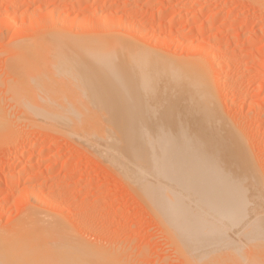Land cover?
<instances>
[{"label": "rangeland", "instance_id": "rangeland-1", "mask_svg": "<svg viewBox=\"0 0 264 264\" xmlns=\"http://www.w3.org/2000/svg\"><path fill=\"white\" fill-rule=\"evenodd\" d=\"M73 20L75 24H73ZM82 20L84 23L82 22ZM90 21L92 23H90ZM124 24L129 27H127L126 25L124 26ZM52 28H54V30ZM52 30L54 32H58L52 35ZM131 30H133L134 32ZM249 31H253L255 33V36L252 39H247L243 34V32ZM59 32L60 34H58ZM217 33H222L223 37L218 39ZM69 34L71 36H69ZM46 36L47 38H49H46V40L50 44H53L55 42L62 44L64 40H66V42L63 43L65 44V46L60 45L64 48V50L67 49L65 52L62 50L65 53L64 54L62 52L64 54V57L61 56L62 53L60 49H58L60 47L54 48V51L58 49V51H56L57 53L53 51L54 54L57 55V57L53 56L54 54L53 52H51L52 50L50 51V54L52 53L53 55L48 54L46 51H42L50 50V45L48 49V42L44 38ZM120 37H123L124 40L126 39L127 42L124 43L137 44L141 42L140 44H142L144 47H148V49L150 50H157V52L160 51L162 52L161 54H164L166 56L168 55L169 57L178 59L181 58L182 60L184 59V61H191L189 63H194L196 64V66L200 63L199 66L201 67V70H203V68L205 69L203 70V73L204 75L206 74L205 77H207L209 81H207L206 84L211 88L209 90H212L211 93H208L209 91L207 90V93H205L207 95L211 94L212 97L214 95V100L220 102H216V104L212 98L213 101H209L211 104L208 105L209 103L202 101L203 98L207 95L205 94L203 98H200L201 96L199 94L201 93V95H203V93L200 92L198 94L199 96H195L194 98V100L197 98V102L191 99L193 105L190 103V100L185 99V102L188 100L187 104L182 101V105H184L182 106L180 103L181 101H179L177 105L172 106L173 109L175 107L176 109H168L167 107V112L164 111L165 114H163V111L161 109H163L165 107L164 105L167 103L162 102V104L164 103L163 105L161 104L163 108H161V102L159 104H155L154 100L158 102V99L164 95L161 91V87L157 88V91L155 90V92H158L159 89V91L162 93V96L160 97V93L158 92L159 98L156 100L157 93H153L154 95H156V97L152 96L154 98L153 102L150 104L152 105V112L150 110L149 111L151 113L149 111H146L144 112V116L145 114L149 113L150 117L155 118L154 116H156V114L161 110V113H159L160 116L161 114L162 116L166 115V113L167 116L171 115L169 116V121L172 120V125L171 122L169 124L168 120L165 122L157 117L159 115L158 114L156 118L159 119L155 118V120H159L158 125L160 126V123L163 122V124L166 123V126L164 125L163 128V124L161 123L162 129H158L156 125H153L157 129H153L152 127V129L155 131L154 132L152 130V134H154L155 137L153 138L155 139L153 143L156 144L154 145L157 147L158 153H160V140L168 137V134H170L169 136H172L179 140H182V137L185 138V136L186 138H188V136L184 134L185 129L188 131V135H190L189 127L196 122V125L193 124V127L195 128H192V126V129L190 128V130L193 131L191 136L195 135V132H197L195 137H199V135L203 133V136L201 137L200 135L199 139H201L202 141L204 140L203 142H206L205 144L210 141H215L213 143H216L215 147L218 149L211 150H215L216 152H214L216 154L218 153L219 156H221V154L223 156L225 152H227L226 150L222 152L226 145V149L227 147L231 150L233 149L232 152L230 150L229 153H233L235 148L238 149L240 153L242 152L240 155L241 158L237 159V167L234 166L233 162L232 167V165L227 164L228 160H230L231 158V154L229 155V153H227L230 158L227 157L228 155L226 156V154L225 156L227 158L225 156H221L218 158V155L216 154H211L213 158L208 157L206 152H211L209 148L207 149L209 145L207 144L204 146L208 151L205 150V152H202L203 149L201 150L202 147L200 146V144H203V142L199 141L198 137H196L197 139H194L193 137L189 136L190 139L192 138V140L189 139L191 142L190 150L193 143V147L196 146L195 149H198L197 153H204V159L207 162H209L208 160H210V164H207L206 161V163L204 162L206 167L207 165H209L208 169L210 171L212 170V168L210 167L212 165H216L212 162L217 158L219 159L218 161L223 158V161H220V163L223 162L222 164L227 165V167L224 168V165L220 163H218L219 165L217 164L219 168L220 166H222V168L220 169H222L223 172H220L222 170L219 171L218 168H213V172L214 169L216 171L218 170L216 177L215 175L213 177L214 181L216 180L217 175L218 180L224 177V174L221 176L219 175L220 173L222 174L224 172H227L225 174L227 175L231 172H233L234 174V172L236 171H238L236 173L245 171L243 172V174H238V177L244 175L243 177H245L247 180L241 177V179H238L237 181L238 177H236L235 183L237 181V187L239 188L241 187V184L240 186L238 185L239 181L242 182L243 180L242 184L245 183L248 185H246V187L244 188L242 187L243 190L240 188L241 192L243 191L242 193L239 194L240 191L238 190V192H235L240 195V197L237 196L238 199L241 198L243 193H245L244 195L246 197H244L248 201H251L254 207L250 202L248 203L247 201L246 203L241 204V202L239 201L246 200H244L243 196L241 198L242 200H238V204L242 205L244 209H247V211L242 210L244 212H247V215L250 214V216H252L254 213L258 212L259 214L264 215V211L262 213V210H264V182L262 183V185L261 182H259L261 178H263L264 180V0H0V122L2 121L0 123V229H3L0 230V235L6 236V234L9 235L16 232V226H18L17 228H19V226H21L19 224H23L29 218V215H32V213L35 212L39 217L42 215L41 217H48L50 219L58 218L56 219L57 221L61 220V222H59L61 223L60 226L65 225L66 227L64 226L62 228L64 230H69V232H67L66 230L68 234L70 233V231L72 234H74V240L71 238L72 241H75L78 238V243L76 241V244H79L78 247H84L83 250L85 249V247H87V255L85 253L84 256H87V264L89 262L88 256L89 259H93L94 256L98 255L97 252H99V257L96 256L97 259H101L102 257V260H107L102 263L103 261H100L98 259V263H96L97 259H94L96 260V262L94 260H91V264H189L190 261L195 262L194 264H202L203 262H206L204 264H207V262L209 261L215 263L219 251H224V249H222L223 243L221 244L219 242L220 240L215 239L216 241H218V244H221V248L218 249L217 253V248H219L220 245L219 247H212L213 249H216V251L214 250L215 253L214 251H211L210 254L212 252L214 254H212V256H210L209 258V252L207 253L208 256L206 255L207 257L203 255L206 254L205 252L203 254H200L202 253L200 250L203 251L202 247H206L208 246L207 244L210 243H206L205 245H203L205 241V239L203 241V238L205 236L203 237L201 236L202 234H199L202 231L201 229L199 231V228L196 227L198 229V232L195 227H193L195 228V230L193 228H191V230L190 228H186V230L183 229L188 223L185 219L187 217L184 215L183 211L186 205H183V208L181 207L182 210H180V208L178 207V210L181 214L180 216L184 215V218L178 216L177 218L179 220L175 218L177 220L175 221V219L171 215V211L172 214L174 213V211L170 210L169 205L173 206V204H175V206L171 207V209L177 208L176 206L179 205V201L183 200L181 201L183 203L184 199H188L189 194H191L192 192H185V195L183 192L187 190H179L178 188L181 189V187L177 186V184L175 185L174 181L172 182L171 180L169 181L168 179L164 178H162V181L157 177L155 178L159 181H157L155 178H152L154 176H143V179H138L142 176H140L141 174H139L138 171L136 172V161L133 165L132 160L134 161V158L133 154H131L134 150V148L133 150L131 149L134 146V133L131 132L135 131L134 103L136 98H134L135 95L133 92H135L136 85L134 81L132 82V80H135L133 77L134 75L132 74V72L135 73V70L131 71V66L128 67L129 65H124L123 63L124 52H122V46L120 45V48L117 46L118 44H121V42H119ZM148 37L151 39H149ZM43 38L45 41L43 40L44 42H42L47 46L45 44L43 45H45L46 47L42 45L41 46L46 49H43L40 46V44H42L41 40ZM55 38L58 39L55 40ZM70 40L72 41L70 42ZM112 40L113 44H111L110 42ZM115 40L116 43L114 44ZM37 41L40 44H38ZM101 43H105V45H102L103 48H100V46L98 47L97 45ZM26 44H29V46H27L29 47V49H31L30 51L28 48L26 49ZM31 44L37 46H31ZM70 45H72V48ZM37 47L40 52L42 51L41 54L37 53L38 50H35V48L37 49ZM32 49L35 51L34 53L31 52L33 51ZM24 52H26L27 55ZM30 52L33 54H31ZM35 53H37V57H35ZM42 53H47L48 56H51V59L47 60V58L45 57L48 56L44 57ZM66 53L67 56H65ZM92 53H94L100 61H98L97 59L93 60V58L91 59V56L94 55H92ZM119 55L123 58H120ZM26 56L28 59L26 58ZM38 56L42 57L44 60L42 58H38ZM83 56L85 58H81ZM96 56H94V58ZM66 57H68V60L66 59ZM30 58L31 62L33 63L30 67L25 66L24 64L23 67H20V65L22 64H17L21 63L20 61H22L23 59H25V62L27 60L29 61ZM33 58L40 59L37 61H41V63L37 64L38 62H36V60V63L33 62ZM28 61L27 63H31ZM131 69H133V67H131ZM118 81H120L122 85H120ZM114 83H116V85ZM120 86L121 88H119ZM122 89H124L125 92ZM94 91L96 92V94ZM118 92L121 93L117 95ZM126 95L130 97L131 101L127 99L128 97H126ZM208 96L211 99V96ZM162 98L161 101H163ZM198 99H202L200 100L202 101V104ZM189 103L190 105H188ZM196 103H199V105L202 106L201 110L200 106H198V108L196 107ZM203 104L204 111L206 108L209 109L208 107L210 106V108L212 107V109H214V113H211L212 109H209L210 112L206 111V114H204V112H202ZM215 104L218 105L219 108H214V106H216ZM154 105L157 106V109H161L156 112L157 109L153 110ZM185 105L190 106V108L194 106L191 109L194 112L195 108L197 111L199 109L198 112L201 111L202 115L200 113H197V111L195 113L192 112L193 115L192 113L191 115H189L190 113L186 112H188L190 108L186 107ZM177 106H179V108L182 107V109L184 110H179ZM220 107L222 109H220ZM186 108L188 110L185 112ZM217 108L219 109L220 113L218 112ZM191 109L189 110V112L192 111ZM169 110H172L170 114H168ZM222 110L223 112L221 113ZM223 113L225 115H223ZM195 115H198V117L195 118ZM204 115H206L205 117L208 118L206 119ZM149 116L147 114L144 120H149ZM167 116H165V120ZM192 116L194 117V119L192 118ZM202 116L206 120H204ZM219 116L222 118H220ZM36 117L39 119H37ZM187 117L193 119H191V125L189 124L190 119L187 120ZM179 118H184L183 121L185 122H180V120H178ZM194 120L196 121L193 122ZM173 121L174 123H177V121H179L181 124L186 123V125H183L187 126L188 128H183L181 126L184 129V133L182 132L184 135L177 128L179 127V123L175 124V126ZM186 121H188V123ZM157 122L155 124H157ZM167 122L169 127L167 126ZM222 123L223 125L226 124V126H223ZM197 125L200 129L197 127ZM64 127H70L71 130L72 128H74L73 132L70 131L71 133H69V130H66L70 128H65V130ZM74 130L76 131L74 132ZM169 130L171 132H169ZM204 133H207L205 135H207L208 138H211V140L209 139L210 141H206L208 138H203ZM217 135L218 137L223 136L224 139H227L228 137V141L232 143V145H230L228 141L226 142V139H222L223 141H221L225 146L221 148L223 143H221V141L219 140L220 138L218 139L220 142L218 140V142H216V138H218ZM131 136L133 139L131 138ZM94 137H97L95 139H99V141L91 139ZM90 139L94 142H89ZM129 139L131 142L129 141ZM193 139L198 144L200 142V144L194 145ZM211 142L209 143L210 148L214 147L213 145H211L213 144ZM235 142L237 143L235 144ZM239 142L241 144H239ZM93 143H95V145L99 147L101 151H103L101 152L100 150H98V148H96ZM233 143L236 146H234ZM28 144L34 146L31 151L26 150V145ZM103 144L107 147L103 146ZM91 145L95 149L93 147L91 148ZM122 145H128L126 146V148L130 147L129 149L127 148V150L129 151H126V148L122 147ZM155 146H153V148ZM197 146L201 148L199 149L197 148ZM123 148H125V150H122ZM245 148L248 153L244 150ZM195 149L193 148V150ZM115 151L117 153H115ZM125 151L127 153L129 152L128 157L126 155H124L125 157H123L122 153L126 154ZM106 153L107 156H105ZM118 153L120 154V157H118V155L116 156V154ZM244 153L251 159H249V157H247ZM43 156L45 157V159L42 162H37V160ZM205 157L211 159L207 158V160ZM242 157L244 158V160L245 158L249 159L246 160L248 165H246V163H242L244 161L242 160ZM124 159L126 160L125 162ZM226 159L228 160L225 161ZM26 160H30L32 162V166L27 165L24 169H22L15 175H6L7 170L21 165ZM211 160L213 161L211 162ZM250 161L253 164L251 166L252 171L255 170H253V167H256L260 175L252 172L253 177L252 174V178L249 176V173L251 171L249 172L247 170L249 172L248 173L246 171V166H249V164L251 165ZM242 164H244L243 167ZM228 166L232 169L229 170ZM233 168L236 170H234ZM243 168L245 170H243ZM129 170L135 172L136 174H130ZM246 172L248 173V178ZM233 174L231 173L232 177ZM136 175L139 177L137 178ZM256 175L258 177V180L254 179ZM235 176L236 175L234 174V178ZM259 176H261L260 179ZM132 177L135 178L133 179ZM149 177H151L152 179ZM249 177L251 179H249ZM226 178H223V181H227L224 184L227 185L228 180L231 183L234 182L233 178H230L228 180ZM144 179L147 181L145 182ZM153 179L156 181H154ZM148 180L150 181V183L148 182ZM165 180H168L169 183H166ZM251 180L253 181L251 182ZM223 181H220L218 185L223 183ZM161 182L167 184L169 188L168 186H166V188L162 185L161 187L158 186L162 184ZM253 182H255L256 184L257 182H259L260 186L259 184H253ZM226 185H223V187H226ZM228 185L232 187L231 184ZM255 185L258 187H255ZM174 187H176L175 191H173ZM253 187H255V190H253ZM246 188L248 189V191L246 190ZM260 188H262L263 190L260 191L261 195L257 197L260 193ZM171 191L172 194L176 192L175 195L178 194L181 197H185L187 195L188 196L185 198L183 197L184 199H176L179 196H175V200H173V198L171 201L174 202L176 200H179L178 202L176 201L178 205L173 202L172 204L171 201L169 204L168 200L166 199H169L168 194H170ZM177 191H179L181 195ZM225 191L226 190H224L223 192L225 193ZM182 194L184 195L182 196ZM193 195L194 194H192V196ZM190 196L187 200L190 203L186 201V203L184 202L183 204H189V206L191 204L190 208H187L189 211H186L185 209V214L191 213L190 215H187L188 217H191V221L198 222L196 220L198 217L196 216V219L192 220V218L194 217L193 215H196L197 213L200 215L201 213H205L207 215V217L205 215L206 220H210V222L205 221V225L208 222V224L206 225L207 227L210 226L209 228H211L212 226L218 225L216 224L217 220L213 218L214 215H209L210 212H204L202 208H196L197 210L199 209L202 212L196 211L194 212L195 214L192 213L193 211L191 212L190 209L193 205V208L199 206L197 204H194V202L199 197L194 195L196 196V198H194V196L191 198ZM169 197L172 198V196ZM192 199H194V201ZM192 201L193 203H191ZM247 204H250V207H245ZM181 205L182 204H180V206ZM189 206L187 205L186 207ZM35 207L36 209H33ZM239 207L242 208L241 206ZM164 208H166L167 210H165ZM250 208H254L255 211L254 209H251L250 211ZM175 211L176 213H179L177 212V210ZM168 212L171 215L172 219H174L173 223L179 222L177 224H180L181 222H186V225L182 227V223V225L180 224V226L175 224L176 227L179 226L180 229L176 228L177 230H173L172 228H175V225L169 221L171 217H167V215H169ZM176 213H174L173 215H176ZM208 216L210 218H208ZM211 218L213 219V221ZM27 221H29V219ZM211 221L214 223L216 222V225L212 224ZM54 222L56 221L54 220ZM193 222L189 221L190 224ZM195 225L198 224L196 223ZM219 225L218 227L220 228L221 225ZM224 225L222 227L226 229V231L230 229L229 232H226L223 229L224 234L226 232V234H229V238H231L232 235L236 238L235 239L234 237H232V240L230 239L232 243L229 242V240L225 242L224 239V244L229 242L232 245L227 244V246H233V240L235 239V245L241 244L240 246H242L241 250V247L236 245L237 249L240 247L238 249L239 251L241 250L240 254L242 255L246 253H241L246 250L248 252V248L244 243L245 240L241 239L242 232L240 233L239 230L241 228V224L239 225L240 228L239 226H236V228L229 229L227 228L229 227L227 223H225ZM5 226H10L9 228H11V230ZM202 228V232H204V224ZM4 229L6 230V232ZM187 229H189L190 231H192V229L194 230L193 232H191V235L195 238H197L198 236L203 237L202 240L197 238L200 242L202 241L203 243L199 245L198 242V245L196 244L195 248V243L193 241L194 244H192V246L194 245V247L191 249V244H189L190 247H187V244L190 242V240L187 239V241L189 240V242H184L185 238H183L189 233ZM206 229L208 230V228ZM172 230H185L182 232H184V234L186 235L179 237L183 235V233L179 232V235V233L176 232L179 235L178 236L177 234H173ZM210 230L213 231L212 229H209V231ZM2 231L4 232V234ZM80 231L82 233H80ZM186 231L187 233H185ZM230 232H233L232 235L230 234ZM197 233L199 234L198 236ZM77 234H79V236ZM211 234L214 235V232H211ZM172 235H174L175 238ZM223 236L224 238L229 239L227 235V237L225 235ZM7 237H11V235ZM13 237L16 238V236H12L11 238ZM83 237L84 239H81ZM194 237L192 238L194 239ZM181 238H183L184 240H182ZM238 238L241 241H238L237 243L236 240H239ZM79 239L80 243L82 240V243L85 242L87 246H83L84 244H80ZM220 239L222 240L223 237ZM181 240L182 242H180ZM207 240L209 239L206 238V241ZM211 240L210 242H212ZM173 241H175L176 243H172ZM178 241L180 242L179 244L181 246L178 245ZM183 242L184 244H186L184 245ZM221 242H223V240ZM212 243L211 245L213 246L214 243ZM178 247H180L181 249L183 248L184 251L182 249L181 252L180 248ZM197 247H200L201 249H197ZM94 248H97V252L93 250ZM187 248H190V255L196 254V257L195 255H192L193 257L187 255ZM91 249L96 253V255L93 256L94 252L92 253L90 251ZM228 249L230 250V247ZM228 249H225L227 251L225 252L227 255L223 254L224 252L221 251L219 253V256L228 259L226 257L229 256ZM194 250H196L197 252H195ZM206 250L207 249L205 248V251ZM208 250H211V248ZM88 251H90V253ZM235 251L237 250L235 249ZM103 252H106L104 256ZM233 252L230 253V256H233ZM91 253L92 256H90ZM237 254H235V256ZM200 255H203L204 257H201H206V259H202L201 257H199ZM185 256H187V258ZM188 256L189 258H191L190 261H188ZM221 257H218V260L219 258L221 259ZM245 257H247V255L244 256L243 259H245ZM120 259H122L124 262ZM223 260H221V262L219 260L215 264L219 262V264H222ZM225 260L223 261V264L229 261ZM42 263L43 261L41 262V264Z\"/></svg>", "mask_w": 264, "mask_h": 264}, {"label": "bare ground", "instance_id": "bare-ground-1", "mask_svg": "<svg viewBox=\"0 0 264 264\" xmlns=\"http://www.w3.org/2000/svg\"><path fill=\"white\" fill-rule=\"evenodd\" d=\"M261 3H263V2H261ZM174 7V6H173ZM130 12V11H129ZM142 12V11H141ZM49 13V12H48ZM200 13V12H199ZM50 14V13H49ZM164 14V13H163ZM166 14V13H165ZM43 15H45V14H43ZM142 15V14H141ZM136 16H137V14H136ZM36 18V17H35ZM175 19V18H174ZM54 20H55V18H54ZM84 20V19H83ZM83 20H82V22H83ZM88 20V19H87ZM119 20V19H118ZM56 21V20H55ZM81 21V20H80ZM79 21V22H80ZM121 21V20H120ZM40 22V21H39ZM49 22V21H48ZM60 22V21H59ZM58 22V23H59ZM93 22H95V21H93ZM101 22H102V20H101ZM126 22V21H125ZM124 22V23H125ZM43 23V22H42ZM41 23V24H42ZM56 23H57V21H56ZM84 23V22H83ZM87 23V22H86ZM90 23H92L91 21H90ZM8 24V23H7ZM45 24V23H44ZM47 24V23H46ZM55 24V23H54ZM73 24H75L74 23V20H73ZM88 24V23H87ZM5 25V24H4ZM48 25V24H47ZM98 25V24H97ZM126 24H124V26H125ZM77 26H79V25H77ZM82 26V25H81ZM80 26V27H81ZM88 26V25H87ZM119 26H120V24H119ZM127 26V25H126ZM58 27V26H57ZM56 27V28H57ZM98 27V26H97ZM123 27V26H122ZM127 27H129V26H127ZM130 27H132V26H130ZM55 28V27H54ZM54 28H52L53 30H54ZM86 28V27H85ZM96 28V27H95ZM124 28H126V27H124ZM52 30V31H53ZM56 30H58V29H56ZM55 30V31H56ZM127 30H128V28H127ZM131 31H133V30H131ZM58 31H56V32H52V35H54V33H57ZM134 32V31H133ZM148 32H149V30H148ZM49 34V33H48ZM58 34H60V32L58 33ZM64 34V33H63ZM65 34H68V33H65ZM218 35V39L219 38H222L223 37V34L222 33H217ZM243 34L245 35V37L247 38V39H252L255 35V33L253 32V31H249V32H243ZM46 35V34H45ZM44 35V36H45ZM52 35H50V36H52ZM62 35V34H61ZM153 35V34H152ZM42 36V35H41ZM66 36H68V35H66ZM69 36H71L70 34H69ZM65 37V36H64ZM45 38V40H46V38H47V36L46 37H44ZM44 38L41 40V42L44 40ZM53 38V37H52ZM61 38V37H60ZM149 38V37H148ZM38 39V38H37ZM47 39H49V38H47ZM58 39V38H57ZM56 38H55V40H57ZM64 39V38H63ZM71 39V38H70ZM122 39V40H121ZM149 39H151V38H149ZM44 40V41H45ZM52 40V39H51ZM68 40V39H67ZM144 40V39H143ZM43 41V42H44ZM47 41V40H46ZM50 41V40H49ZM72 40H70V42H71ZM109 41V40H108ZM35 42V41H34ZM38 42V41H37ZM42 42V44H40L39 42H38V44H40V46L42 45V46H45L46 44L45 43H43ZM48 42V41H47ZM46 42V43H47ZM53 42H55V41H53ZM64 42H66V40H64ZM63 42V43H64ZM111 42V44H113V40L112 41H110ZM119 42H121V44H118L117 46L119 47L120 45L122 46L121 48H122V52H124V61H123V63H124V65H129L128 67H133V69H131V67H130V70L131 71H134L135 73H133L132 72V74L134 75L133 77H134V79L135 80H132V82L134 81V83H135V87H136V89H135V92H133L134 93V95H135V97L134 98H136V100H135V115H134V118H135V131L134 132H131V133H134V146L131 148L132 150H133V148H134V150H133V152L131 153V154H133V158H134V161L132 160V162H133V165H134V162L136 161L137 162V164H136V162H135V168L137 169L136 170V172L138 171L139 172V174H141L140 176H142V177H139V176H137V178L138 179H143V176H154V177H152V178H155V177H157L159 180L161 179V181L163 180L162 178H164V179H168L169 181L171 180L172 182L174 181L175 183V185L177 184V186H179V187H181V189L180 188H178L179 190H187V191H184L183 193L185 194V192H188L189 191V193H191V194H189V196L192 198L194 195H196L197 197H199V198H197V200L194 202V204H197V205H199L198 207H194L193 208V206H192V208H193V210H192V208L190 209L191 210V212L193 213V214H195L194 212H202V211H200L199 209V211L196 209V208H202L203 209V211L205 212H207V213H209V215H214V217L213 218H215L217 221V223L216 224H220L221 225V227L225 224V223H227V225H229V227H227L228 229L229 228H236V226H239L240 224H241V228H240V226H239V230H240V233H241V235H242V237H241V239H243V240H245L244 241V243H245V245H246V247L248 248V252H247V250L246 251H243V252H241V253H244V252H246V253H244V254H240V251L242 250V246H240L239 244H236L237 246H240L239 248L241 249L240 251L236 248V245H235V237L232 235V233L230 232V234L232 235V237H234L233 239V244L235 245H233V246H227V244L228 245H232L231 243V240H232V237L231 238H229L230 236H228L229 234H226V232L228 231L229 232V230H227L226 231V229H224L223 227H222V229H221V227L219 228L218 227V225H216L214 222H212L213 221V219H212V221H211V223L212 224H214V225H216V226H212L211 228H209L210 226H206L207 224H208V222H207V224L205 225V221H209L210 222V220H206V218H205V213L203 214V213H201V215H202V217H201V215L200 214H196V215H193L194 217L192 218V220L193 219H196L195 218V216L196 217H198L196 220L198 221V222H196L195 220V222H193V221H191V217L189 216H187L189 213H186L185 214V212L188 210L187 208H190V206H191V204H190V206H189V204H183L184 202L186 203V201L189 199V196H188V199H184L185 197H187V196H183L184 194H182V196L184 197H181V196H179L178 194L177 195H175V193L176 192H174V194H172V191H171V193L170 192H168V193H170V194H168L169 196H172V198L171 197H169L168 196V198L169 199H166V200H168V203L170 204V201L173 199V200H175V196H179V197H177L176 199H184V202L182 203L181 201H183V200H181V201H179L180 203H179V205H178V201L176 202V201H171V203L173 202V203H176L178 206H176L177 208H174L175 210H177V212H179V210H178V207L180 208V210H182V208H183V205H188L189 207H184V215L187 217V218H185L186 220H187V225L185 224L186 222H184V223H180L181 225H182V227H184L185 225V227L183 228V229H185L186 230V228H190V230H191V228H193V227H197V228H199V231H200V229L203 231V228H202V226H203V224H204V226H205V231L207 230L206 228H208V230L205 232H200L199 234L201 235V236H205L204 238L203 237H201V236H198L199 234L197 233V238H199V239H201L202 240V238H203V241H204V239H205V241H206V238L207 239H209V240H207L206 242L204 241V244L203 245H205L206 243H210V244H207L208 246H203L202 247V249H203V251L202 250H200L202 253H200V251H199V253L200 254H203L204 252L206 253V254H203V255H207V253H208V258L210 257V256H212V254H214L215 253V251H216V249H213V248H215V247H219V245H220V247L219 248H217V253H218V249H220L221 248V244H222V249H224V251L223 250H221L222 252H224L223 254H225V255H227L225 252H227L225 249H228L229 247H230V250H229V256H230V253H232L233 251V256H226L228 259H226L225 257H221V256H219L220 254V252L221 251H219V253H218V257H221V259L219 258V260H220V262H221V260H223L224 258L226 259H224L225 261H228V262H226L225 264H264V215H262V214H259V212L258 213H254L252 216H250V214L249 215H247V212H244L245 210L247 211V209L245 208H243L242 207V205H239L238 204V200L239 199H241L242 198V196L244 197L245 195V193H243V195L241 196V198H239L238 199V197H240V193H242L241 192V190H240V188L243 190V188L244 187H246V185H248V184H242L243 183V180H242V182L241 181H239V183H238V185L240 186V184H241V187L239 188V187H237V181H238V179L240 180L241 179V177H243V176H241V177H238L240 174H243V172H245V171H243V172H241V173H236V172H238V171H236V172H234V174L236 175L235 176V178H234V174H233V172H231L232 174H233V177H232V175H231V173H228V174H230V175H225L227 172H224V173H220L219 175H223L224 174V177H222L220 180H218L217 178H218V175H217V178H216V180L214 181V179H213V177H214V175H215V177H216V174H217V172H218V170L220 171V170H222V169H220V168H222V166H220V168L218 167V163H220V161H223L222 159L223 158H221L220 159V161H218L219 159V157H221L222 156V154H221V156H219L218 155V153L216 154L215 152V150H211V149H218V148H216L215 147V144L216 143H213V142H215V141H213V142H211L210 140H211V138H208V136L207 135H205V134H207V133H204V139H206V138H208L206 141H208L209 139V141L211 142V143H213V144H211V145H213L214 147H212V148H210V142H208L207 144L209 145L208 147H207V149L209 148V150H211V152H213V153H211V152H206V154L208 155V157H212L211 156V154L212 155H218L217 157V159L215 160V159H213V160H215V161H213V160H211V162L212 163H215L216 165H212V166H214V167H210V168H212V170H213V168H218V170L216 171L215 169H214V172L211 170H209L208 168V166L209 165H207L209 162H210V160H208V159H211V158H208V157H205L209 162H207L205 159H204V157H203V154L204 153H201V154H199V153H197L198 151V149L196 150L195 148H196V146L195 147H193V143H192V148H191V150H190V147H191V142H190V140H192V138L190 139L189 138V136L190 137H193L194 139H197L196 137H198V136H196L195 137V135L197 134V132H195V135H193V136H191L192 135V130H190V128H191V126H192V128H195V127H193V124L191 123V119L193 118L194 119V117L192 116V118L190 119V117H187L188 119L187 120H189L190 119V127H189V133H190V135H188V131L185 129V133H184V127H187V126H185L186 125V123H183V124H185V125H183V124H181L180 122L181 121H183V119L184 118H179L178 120H180V122L179 121H177V123H179V127H177L180 131H181V133L183 132L184 134H186L187 136H188V138H186V136H185V138L184 137H182L183 139L181 140H179V139H177V138H174V137H172V136H169L170 134H168V137H166L165 139H163V140H160V150H159V152L160 153H158V150H157V147L155 146L156 144L155 143H153V141L155 140V139H153V138H155L154 137V134H152V132L154 131L153 129L155 128V126H153V125H156V127L159 129H162L161 128V125L163 124V122H161L160 123V126L158 125V123H159V120H155V118H156V116L159 114V113H161V110L163 111L162 113L163 114H165L164 113V111H166V108L168 107V109L169 108H171V109H173V105H177V103L179 102V101H181L180 103H181V105H182V101H184L185 102V99H188V100H190L191 101V99H193V101H196V99L194 100V98H195V96H201L200 98H203L204 96H205V94L207 93V91H209L208 93H211V91L212 90H209V89H211L210 87H208L209 85H207L206 84V82L208 81V79H207V77H205V75H204V73H203V70H205L204 68H203V66H202V64H201V66H202V68H203V70H201V67L199 66V64H197V66H196V64H194V63H189V62H191V61H187V60H185L184 61V59L182 60L181 58L180 59H178V58H173V57H169L168 55L166 56V55H164V54H161L162 52H160V51H158L157 52V50H150V49H148V47H144L142 44H140V43H137V44H133V43H129V44H133V45H129L128 43H124V42H127L126 41V39L124 40V38L122 37H120V41ZM119 42H117V43H119ZM31 43V42H30ZM49 43V42H48ZM47 43V48L49 47V45H50V50H42V51H46L48 54H50V51L51 52H53L54 51V48L56 47V48H58V47H60V48H58V49H60V51H61V53L64 51H66L67 49H65L64 50V48L63 47H61L60 45H64L65 46V44H60V43H53V44H48ZM73 43V42H72ZM116 43V40H115V42H114V44ZM43 44H45V45H43ZM110 44V45H111ZM29 44H26V49L28 48L29 49ZM32 45H34V44H31V46ZM68 45V44H67ZM67 45H66V47H67ZM98 45V47L100 46V48L102 47V45H105V43H101V44H97ZM150 45V44H149ZM34 46H37V45H34ZM41 46V47H42ZM45 46V47H46ZM71 46V48H72V45H70ZM70 46H68V47H70ZM147 46V45H146ZM39 47V46H38ZM38 47H37V49L35 48V50H38ZM40 47V48H41ZM75 47H78V46H75ZM32 48V47H31ZM39 48V49H40ZM43 48V47H42ZM41 48V49H42ZM48 48V49H49ZM53 48V49H52ZM63 48V49H62ZM103 48V47H102ZM120 48V47H119ZM34 49V48H33ZM32 49V50H33ZM40 49V50H41ZM43 49H46V48H43ZM58 49L56 50V51H58ZM70 49V48H69ZM69 49H68V51H69ZM73 49H75V48H73ZM73 49H71V50H73ZM256 49V48H255ZM31 49H29V51H30ZM63 50V51H62ZM119 50H121V49H119ZM219 50V49H218ZM28 51V52H29ZM39 51V50H38ZM37 51V53H40L41 54V52L39 51L38 52ZM56 51H54V52H56ZM80 51V50H79ZM31 52H35L34 50L33 51H31ZM30 52V53H31ZM54 52H53V54H54ZM63 52V53H64ZM76 52V51H75ZM120 52V51H119ZM24 53H26V52H24ZM33 53H31V54H33ZM37 53H35V57H37ZM47 53L46 54H44V53H42L43 54V56L45 57V56H48L47 55ZM57 53V52H56ZM62 53V57H64L63 55L65 54H63ZM126 53V54H125ZM52 53L50 54V55H53ZM59 54V53H58ZM94 53H92V55H93ZM123 54V53H122ZM26 55H27V53H26ZM80 55V54H79ZM121 55V54H120ZM119 55V57L120 58H123V57H121ZM20 56H21V54H20ZM41 56V55H40ZM40 56H38V58H42V57H40ZM53 56H56L57 57V55H53ZM52 56V57H53ZM65 56H67V53H66V55ZM70 56V55H69ZM68 56V57H69ZM94 56H96L95 54L93 55V56H91V59L93 58V60L95 59H97L98 60V58H97V56L94 58ZM23 57V56H22ZM24 57H25V55H24ZM68 57H66V59L68 58ZM26 58H27V56H26ZM45 58H47V60H50L51 59V56H48V57H45ZM49 58V59H48ZM55 58V57H54ZM59 58V57H58ZM81 58H85L84 56L83 57H81ZM28 59V58H27ZM40 59H37V58H33V62H35V60H36V62H38L37 64H39V63H41V61H37V60H40ZM43 59V58H42ZM88 59V58H87ZM25 59H23L22 61H20L21 63H17V64H22V65H20V67H23L24 65L25 66H28V67H30L31 66V64H33L32 62H31V58H30V60L28 61V62H31V63H27V61L25 62L24 61ZM44 60V59H43ZM68 60V59H67ZM90 61V60H89ZM98 61H100V60H98ZM98 61H95V62H98ZM24 62V63H23ZM35 62V63H36ZM92 62V61H91ZM26 63V64H25ZM198 63V62H197ZM24 64V65H23ZM95 64H97V63H95ZM193 64H194V66H193ZM18 65V66H19ZM195 66H196V68H195ZM126 68V67H125ZM128 70V69H127ZM129 71V70H128ZM128 75H130V74H128ZM93 77V76H92ZM119 77V76H118ZM123 77V76H122ZM128 77V76H127ZM95 78V77H94ZM125 78V77H124ZM106 79V78H105ZM116 79H117V77H116ZM120 79V78H119ZM103 80H104V78H103ZM121 81V80H120ZM120 81H118L119 82V84L120 85H122L121 83H120ZM127 81H130V80H127ZM115 82V81H114ZM209 82V81H208ZM112 83V82H111ZM116 83H117V81H116ZM116 83H114L115 85H116ZM128 83V82H127ZM125 84V83H124ZM118 85V84H117ZM126 86V85H125ZM115 87V86H114ZM129 87V86H128ZM133 87V86H132ZM131 87V88H132ZM161 87V91H162V93L165 95H161L162 93L159 91V89H158V92L160 93L159 94V96L163 99V101H161V98H159V96H158V92H155V90L157 91V88H160ZM219 87V86H218ZM100 88V87H99ZM102 88V87H101ZM106 88V87H105ZM119 88H121V86L119 87ZM208 88V89H207ZM98 89V88H97ZM107 89V88H106ZM110 89V88H109ZM125 89V88H124ZM124 89H122L124 92H125V90ZM133 89V88H132ZM99 90V89H98ZM102 90V89H101ZM100 90V91H101ZM104 90V89H103ZM108 90V89H107ZM113 90V89H112ZM121 90V91H122ZM207 90V91H206ZM117 91V90H116ZM120 91V90H119ZM95 92V91H94ZM98 92V91H97ZM103 92V91H102ZM123 92V93H124ZM200 92H202L203 93V95H201V93ZM206 92V93H205ZM106 93V92H105ZM121 92H118V94L117 95H119ZM131 93V92H130ZM129 93V94H130ZM153 93H157L156 95H157V98H156V100L158 99V102H156L155 100H154V98L152 97V96H154V97H156V95H154ZM200 93V94H199ZM90 94V93H89ZM94 94V93H93ZM95 94H96V92H95ZM112 94V93H111ZM125 94H127V93H125ZM199 94V95H198ZM110 95V94H109ZM113 95V94H112ZM123 95V94H122ZM131 95V94H130ZM207 95V94H206ZM208 95H210L211 96V94H208ZM205 96L206 97V99H205V97L203 98V100L202 99H200V100H202V101H205V102H207V103H209L208 105H210L211 103V100H212V98H213V100H214V95H213V92H212V95H213V97L211 96V99H210V97L209 96ZM103 96V95H102ZM108 96V95H107ZM114 96V95H113ZM232 96V95H231ZM234 96V95H233ZM105 97V96H104ZM125 97V96H124ZM123 97V98H124ZM126 97H128L127 95H126ZM165 97V98H164ZM218 97V96H217ZM227 97H229V96H227ZM226 97V98H227ZM109 98H110V96H109ZM184 98V99H183ZM229 98H231V97H229ZM125 99V98H124ZM127 99H129L130 100V97H128ZM182 99V100H181ZM216 99V98H215ZM228 99V98H227ZM234 99V98H233ZM153 100H154V102H155V104H159L160 102V105L162 104V102H165V103H167V104H165L164 106V108H163V104L161 105V108H163V109H161V108H159V109H157L156 107L157 106H155L154 105V109L153 110H155V109H157L156 110V112L157 111H159L160 109V111H159V113H157L156 114V116H154L155 118H153V117H150L149 115V113H147L148 114V116L150 117V119L149 120H144V118H145V116L147 115V114H145V116H144V112H148L149 110L151 111V106L152 105H150L152 102H153ZM160 100V101H159ZM188 100L185 102L186 104L188 103ZM199 100V99H198ZM199 100V101H200ZM206 100H208V101H206ZM212 100V101H213ZM218 100V99H217ZM220 100V99H219ZM112 101H113V99H112ZM127 101V100H126ZM131 101V100H130ZM129 101V102H130ZM202 101H200V103L202 104ZM210 101V102H209ZM226 101H228V100H226ZM230 101V100H229ZM197 102V101H196ZM214 102L216 103H218V102H220V101H215L214 100ZM132 103V102H131ZM185 103H183V104H185ZM191 104H192V101L190 102ZM190 103L188 104V105H190ZM194 103V102H193ZM216 103V104H217ZM231 103V102H230ZM120 104V103H119ZM197 104V108H198V106H200L199 105V103H196ZM215 104V105H216ZM221 104V103H220ZM167 105V106H166ZM193 105V104H192ZM134 106V105H133ZM182 106H184V105H182ZM186 107H189L190 108V106H187V105H185ZM214 106V105H213ZM222 106V105H221ZM159 107V106H158ZM175 107V106H174ZM181 107V106H180ZM192 107H194V106H192ZM191 107V108H192ZM201 107L202 106H200V110H201ZM205 107H206V103H205ZM215 107H218V105H216V106H214V108ZM133 108V107H132ZM177 108H179V106H177ZM184 108V107H183ZM190 108V109H191ZM210 110L212 109V107L210 108V106L208 107ZM219 108V107H218ZM217 108V109H218ZM144 109H145V111H144ZM167 109V110H168ZM174 109H176V107L174 108ZM173 109V110H174ZM189 109V110H190ZM203 111L202 112H204V114H206L205 112L206 111H209L210 112V110L209 109H205V111H204V104H203ZM220 109H222L221 107H220ZM179 110H184V109H182V107L181 108H179ZM188 109L186 108V110H185V112L187 111ZM189 110H188V112H186V113H190L189 115H191V113L193 112V113H195L197 110H196V108H195V112L192 110V111H190L189 112ZM213 110L214 109H212V111H211V113H214L213 112ZM227 110V109H226ZM149 111V112H150ZM172 111V110H171ZM171 111L169 110L168 112V114H170L171 113ZM198 111H199V109H198ZM197 111V113H200L201 115H202V113H201V111L200 112H198ZM152 112V111H151ZM150 112V113H151ZM167 112V111H166ZM215 112H217V111H215ZM218 112H219V109H218ZM223 112V110L221 111V113ZM193 113H192V115H193ZM220 113V112H219ZM219 113H217V114H219ZM153 114V113H152ZM199 114V115H200ZM208 114V113H207ZM154 115H155V113H154ZM188 115V114H187ZM200 115V116H201ZM221 115V114H220ZM223 115H225L224 113H223ZM165 116H167V113H166V115H163L162 116V114H161V116H160V114L157 116V117H159L160 119H162L163 121H169L170 119H169V116H171V115H169V116H167L166 117V120H165ZM206 115H204V117H205ZM196 117H198V115L196 116L195 115V118ZM220 117V116H219ZM37 118V117H36ZM148 118V117H147ZM159 118H156V119H159ZM202 118H203V116H202ZM206 119L208 118V117H205ZM220 118H222V117H220ZM37 119H39V118H37ZM185 119H186V117H185ZM192 119V120H193ZM204 119V118H203ZM203 119H202V121H203ZM206 119H204V120H206ZM222 120V119H221ZM7 121V120H6ZM40 121V120H39ZM146 121H148V122H146ZM158 121V122H157ZM196 120H194L193 122H195ZM223 121V120H222ZM2 122V121H1ZM0 122V123H1ZM157 122V124H155ZM170 122H171V125H172V120L171 121H169V124H170ZM176 122V121H175ZM183 122H185V121H183ZM187 123H188V121H186ZM224 122V121H223ZM173 123H174V121H173ZM177 123H174V125L175 124H177ZM226 123V122H225ZM6 124V123H5ZM8 124V123H7ZM166 123H164L163 124V128H164V125H165ZM197 123L195 122V124L194 125H196ZM228 124V123H227ZM2 125V124H1ZM222 125H223V123H222ZM225 126H226V124H224ZM223 125V126H224ZM229 125H231V124H229ZM166 126V125H165ZM167 126H168V122H167ZM176 126V125H175ZM175 126H173V127H175ZM183 128H182V127ZM199 126H200V124H199ZM152 127H153V129H152ZM169 127V126H168ZM197 127H198V125H197ZM232 127V126H231ZM67 129V128H70V127H64V129ZM145 128V129H144ZM166 128V127H165ZM176 128V129H177ZM182 128V129H181ZM188 128V127H187ZM191 128V129H192ZM199 128V127H198ZM233 128V127H232ZM65 129V130H66ZM73 129L74 128H72V130H71V128L70 129H67L66 131H68L69 130V133H71L70 131H72L73 132ZM156 129V128H155ZM200 129V128H199ZM199 129H198V131H199ZM153 130V131H152ZM157 130V129H156ZM164 130V129H163ZM172 130V129H171ZM76 130H74V132H75ZM179 131V132H180ZM186 131H187V133H186ZM231 131V130H230ZM237 131V130H236ZM236 131H234V132H236ZM7 132V131H6ZM100 132V131H99ZM98 132V133H99ZM155 132V131H154ZM159 132V131H158ZM169 132H171L170 130H169ZM97 133V134H98ZM182 133V134H183ZM224 133V132H223ZM96 134V133H95ZM160 134V133H159ZM183 134V135H184ZM194 134V133H193ZM219 134V133H218ZM74 135V134H73ZM102 135V134H101ZM127 135V134H126ZM133 135V134H132ZM172 135V134H171ZM182 135V136H183ZM201 135V137L203 136V133L202 134H200ZM200 135H199V137H200ZM129 136H130V134H129ZM157 136V135H156ZM160 136V135H159ZM205 136H207V137H205ZM220 136V135H219ZM231 136V135H230ZM199 137H198V139H199ZM217 137H218V135H217ZM223 136H220V137H218V138H216V142H218L219 140L221 141L222 139L223 140H225L224 139V137L222 138ZM95 138H97V137H94V138H91V139H95ZM128 138V137H127ZM131 138H132V136H131ZM163 138V137H162ZM202 138V139H203ZM220 138V139H219ZM234 138V137H233ZM91 139H90V141L89 142H94V141H91ZM133 139V138H132ZM131 139V140H132ZM190 139V140H189ZM193 139V140H194ZM219 139V140H218ZM218 140V141H217ZM222 140V141H223ZM95 141H99V139L98 140H96L95 139ZM129 141H130V139H129ZM199 141H201V142H203L201 139H199ZM219 141V142H220ZM221 141V143H223ZM228 141V137H227V139H226V142ZM231 141V140H230ZM233 141V140H232ZM237 141H239V140H237ZM101 142V141H100ZM131 142V141H130ZM195 140H194V145H197L198 143L196 142V144H195ZM206 143V142H205ZM204 142H203V144L201 143L200 144V142H199V144H200V146L202 147H198L197 146V148H201V150H202V152H205V150H207V149H205L206 147H204L205 145H207V144H205ZM228 143H230L229 141H228ZM237 142H235V144H236ZM89 144H92V143H89ZM96 144H97V142H96ZM155 144V145H154ZM198 144V145H199ZM239 144H241L240 142H239ZM239 144H238V146H239ZM93 145L96 147V148H98V150H100L99 149V147H97L96 145H95V143H93ZM129 145H130V143H129ZM230 145H232V143H230ZM233 145H234V143H233ZM27 147H26V150H32V148L34 147V146H32L31 144L29 145H26ZM103 146H105V147H107L106 145H104L103 144ZM126 146H128V145H126ZM126 146L125 145H122V147H125L126 148ZM153 146H155L154 148H153ZM225 145H224V143L222 144V147L221 148H223ZM227 146V145H226ZM226 146H225V148L223 149V151L222 152H224L225 150L227 151V152H225V154H226V156L228 155L227 153H229L230 152V150L231 149H229L228 147H227V149H229V150H227L226 149ZM229 146V145H228ZM234 146H236V145H234ZM246 146V145H245ZM91 148L93 147L92 145L90 146ZM105 147H103V148H105ZM204 147V148H203ZM242 147V146H241ZM41 148V147H40ZM94 148V147H93ZM125 148H123L122 150H125ZM128 149L130 148V147H127ZM127 148H126V151H129V150H127ZM193 148L195 149V150H193ZM45 149V148H44ZM95 149V148H94ZM107 149H109V148H107ZM106 149V150H107ZM113 149V148H112ZM119 149V148H118ZM236 149V148H235ZM234 149V152L233 153H229V155L231 154V158L229 157V155L227 156V157H229L230 158V160H228V159H226L225 161H227L228 160V165H232V162H233V164H234V166L235 167H237L236 165H237V159L238 158H241L240 157V155H241V153L238 151V149H236L235 150ZM106 150H104V151H106ZM114 150H116V149H114ZM154 150V151H153ZM156 150V151H155ZM233 150V149H232ZM232 150H231V152H232ZM241 150V149H240ZM247 153H248V151L246 150V148L244 149ZM244 150H243V152H244ZM24 151V150H23ZM101 151V150H100ZM103 151V150H102ZM101 151V152H102ZM117 151H119V150H117ZM125 151V152H126ZM196 151V152H195ZM200 151V150H199ZM208 151V150H207ZM215 151V152H214ZM98 152V151H97ZM119 152H121V151H119ZM124 152V151H123ZM155 152H156V154H155ZM217 152H218V150H217ZM25 153V152H24ZM115 153H117L116 151H115ZM16 154V153H15ZM98 154V153H97ZM128 154H129V152L127 153L126 152V154H123L122 153V155H123V157H125L124 155H126L127 157H128ZM225 154L223 155V156H225ZM245 154V153H244ZM40 155H42V154H40ZM46 155V154H45ZM99 155V154H98ZM109 155V154H108ZM118 155V157H120L119 155V153L118 154H116V156ZM156 155V156H155ZM246 155V154H245ZM245 155H243V156H245ZM30 156V155H29ZM52 156V155H51ZM105 156H107V153H106V155ZM222 156V157H223ZM225 156V157H226ZM247 156V155H246ZM54 157V156H53ZM52 157V158H53ZM103 157V156H102ZM129 157H131V156H129ZM226 157V158H227ZM247 157H249V156H247ZM30 158V157H29ZM213 158V157H212ZM45 159V157L43 156V157H41V158H39L38 160H37V162H42L43 160ZM54 159V158H53ZM130 159V158H129ZM249 159H251L250 157H249ZM249 159H246L245 158V160H244V158L242 157V160H244V161H246V160H249ZM48 160V159H47ZM131 160V159H130ZM241 160V159H240ZM241 160V161H242ZM126 160L124 159V162H125ZM207 162V167L205 166V163ZM240 161V162H241ZM242 162V163H246V165H248L247 164V161L246 162ZM205 162V163H204ZM217 162V163H216ZM251 162V161H250ZM126 163H128V162H126ZM223 162H221L220 164H222ZM225 163V162H224ZM32 164V162L30 161V160H26V161H24L21 165H18V166H15L14 168H10L9 170H5L6 171V175H15V174H17V173H19L22 169H24L27 165H31ZM52 164V163H51ZM210 164V163H209ZM218 164V165H217ZM256 164V163H255ZM127 165V164H126ZM129 165H130V162H129ZM222 165H224L225 167L224 168H226L227 167V165H225V164H222ZM253 164H252V162H251V165L249 164V166H246L247 168H246V171L250 174L249 176L251 177V174H252V172L253 173H256L257 175L259 174V172H258V170L256 169V167H253V170L255 169V170H257V171H252V166ZM32 166V165H31ZM132 166V165H131ZM215 166H217V167H215ZM244 166V164H242V167ZM255 166V165H254ZM50 167V166H49ZM133 167V166H132ZM131 167V168H132ZM232 167H233V165H232ZM234 167V168H235ZM239 167V166H238ZM241 167V168H242ZM249 167V168H248ZM28 168V167H27ZM30 168V167H29ZM134 168V167H133ZM132 168V169H133ZM228 168H229V166H228ZM233 168V169H234ZM52 169V168H51ZM130 169V168H129ZM131 169V170H132ZM232 168L230 167L229 168V170H231ZM240 169V168H239ZM131 170H129L130 171V174H133V173H135V172H133V171H131ZM134 170V169H133ZM234 170H236V169H234ZM238 170V169H237ZM242 170V169H241ZM243 170H245L244 168H243ZM216 171V172H215ZM212 172H213V174H212ZM220 172H223V170L222 171H220ZM229 172V171H228ZM246 172V173H247ZM22 173V172H21ZM78 173V172H77ZM245 173V174H246ZM248 173H247V178H248ZM136 174V173H135ZM239 174V175H238ZM5 175V176H6ZM257 175H256V177L254 178L255 180L258 178L257 177ZM260 175V174H259ZM228 177V178H226V177ZM230 176V177H229ZM246 176V175H245ZM49 177V176H48ZM151 177H149V178H151ZM160 177V178H159ZM220 177V176H219ZM233 178V180H234V182H232V183H235V179H236V177H238L237 178V181H236V183L235 184H232L228 179H230V178ZM249 177V179H251L252 177H253V174H252V177L250 178ZM260 177L261 176H259V179H260ZM36 178H37V176H36ZM133 178V177H132ZM135 178V177H134ZM133 178V179H134ZM151 178V179H152ZM223 178L225 179H227L228 180V184H231L232 185V187H230V185H228V187H227V185L226 184H224V183H226L227 181L226 180H224L223 181ZM231 178V179H232ZM245 177H243V179H244ZM4 179V178H3ZM88 179V178H87ZM137 179V180H138ZM140 179V180H141ZM156 179V178H155ZM246 179V178H245ZM34 180V179H33ZM52 180V179H51ZM154 180V179H153ZM157 180V179H156ZM156 180H154V181H156ZM159 180H157V181H159ZM168 180H165V182L166 183H169L168 182ZM233 180H231V181H233ZM247 180V179H246ZM258 180V179H257ZM31 181V180H30ZM87 181V180H86ZM85 181V182H86ZM144 181L146 182L147 180H145L144 179ZM216 181H217V183H216ZM220 181H223V183H221L222 184V186H221V184H219L218 185V183H220ZM253 180H251V182H252ZM17 182V181H16ZM148 182L150 183V181L148 180ZM152 182V181H151ZM230 182V183H229ZM259 182H261V185H262V183L264 182V180H263V178H261L260 180H259ZM259 182H257V184L255 183V182H253V184L255 183L256 185H258L259 184V186H260V183ZM162 183V182H161ZM164 183H162V184H160V185H158V186H160L161 187V185L163 186V187H165L166 188V186H168L167 184H164ZM170 184H173V183H170ZM253 184H251V185H253ZM30 185V184H29ZM174 185V186H175ZM223 185H226V187L224 186L223 187ZM243 185H245V186H243ZM255 185V187H258V186H256ZM28 186V185H27ZM31 186V185H30ZM29 187V186H28ZM53 187V186H52ZM55 187V186H54ZM243 187V188H242ZM255 187H253V190H255L254 188ZM262 187V186H261ZM168 188H169V186H168ZM176 187H174V190L173 191H175L176 189H175ZM263 188V187H262ZM262 188H260V190H259V192L261 191V190H263ZM30 189V188H29ZM25 190V189H24ZM169 190V189H168ZM170 190H171V187H170ZM169 190V191H170ZM224 190H226L225 191V193L223 192ZM240 191L239 192V194L238 193H236L235 191ZM245 190V189H244ZM246 190L248 191V189L246 188ZM191 191V192H190ZM237 191V192H238ZM178 193H179V191H177ZM182 192V191H181ZM245 192V191H244ZM234 193H236V194H238V195H236V194H234ZM263 193H264V191H263ZM180 195H181V193H179ZM192 194H194L193 196H192ZM186 195V194H185ZM257 195V194H256ZM259 195H261V192L258 194V196L257 197H259ZM264 195V194H263ZM196 196H194V198H196ZM238 196V197H237ZM166 197H167V195H166ZM246 197V196H245ZM244 197V200L246 199ZM252 197V196H251ZM254 197H255V195H254ZM262 197V196H261ZM264 197V196H263ZM171 198V199H170ZM236 198V199H235ZM41 199V198H40ZM83 200V199H82ZM191 200V199H190ZM189 200V201H190ZM193 201H194V199H192ZM242 200V199H241ZM264 200V199H263ZM41 201V200H40ZM47 201V200H46ZM193 201L191 202V203H193ZM243 201V200H242ZM239 201V202H241V204L243 203H246V201L249 203H251V201H248L247 199L245 200V201ZM45 202V201H44ZM188 202V201H187ZM54 203V202H53ZM52 203V204H53ZM167 203V204H168ZM172 203V204H173ZM188 203H190V202H188ZM44 204V203H43ZM167 204H165V205H167ZM180 204H182L181 206H180ZM255 204V203H254ZM258 204V203H257ZM41 205H42V203H41ZM251 205H253V203H251ZM173 206H175V204H173ZM172 205H169V207H170V210H173L174 211V213H176V211L172 208L171 209V207H173ZM239 206H241L242 208H240ZM247 206H249L250 207V204H247L245 207H247ZM257 206V205H256ZM38 207V206H37ZM39 207H41V206H39ZM168 207V208H169ZM182 207V208H181ZM252 207V206H251ZM253 207H254V205H253ZM33 209H36V207L35 208H33ZM165 210H167L166 208H164ZM163 209V210H164ZM185 209H186V211H185ZM195 209V210H194ZM251 209H254V208H250V211H251ZM164 210V211H165ZM169 210V209H168ZM242 210H244V211H242ZM248 210H249V208H248ZM33 211V210H32ZM40 211V210H39ZM189 211V210H188ZM254 211H255V209H254ZM263 211L264 210H262V213H263ZM29 212V211H28ZM37 213H38V211H37ZM173 213V214H174ZM261 213V212H260ZM28 214H30V213H28ZM27 214V215H28ZM166 214H167V211H166ZM168 214H169V212H168ZM172 214V211H171V215L173 216V218L175 219V218H177L178 216H180L181 214H180V212L179 213H176V215H173ZM182 214H183V212H182ZM191 214V213H190ZM189 214V215H190ZM35 215V216H34ZM171 215L169 214V215H167V217L168 216H170L171 217ZM184 215H182V216H180L181 218H184L185 216ZM42 216V215H41ZM39 217V216H37V214L35 213V212H33L32 213V215L30 214L29 215V221H27L28 219H27V217H26V223L24 224H19V225H21V226H19V228H17L18 226H16V232H14V233H11V232H9V233H11V234H9V235H11V237L12 236H16V238L15 237H13V238H11V237H7V236H9L8 234H6V236L5 235H0V264H16V263H18V264H26V263H29V264H39V262H40V264H41V262L43 261V263L44 264H87L86 263V258H87V256L86 257H84L85 256V253H86V255H87V250H86V248L87 247H85V249L83 250V248L82 247H78V245L76 244V241L78 240V238H77V240H75V241H72V239L74 238V234H72L71 233V231H70V233L72 234V236H71V234L69 233H67V232H69V230H67V229H63L62 227H64L65 225H63V226H60L61 225V223H59V222H61V220L60 221H57L56 219H58V218H56V219H50V218H48V217ZM174 216H176V217H174ZM184 216V217H183ZM192 216V215H191ZM204 216V217H203ZM247 216V217H246ZM169 217V218H170ZM206 217H207V215H206ZM190 220H189V219ZM203 218V219H202ZM208 218H210L209 216H208ZM174 219H172V217L170 218V222L171 223H173V221H174ZM178 219V218H177ZM185 219H183V220H185ZM54 220L56 221V222H54ZM172 220V221H171ZM179 220V219H178ZM17 221V220H16ZM175 221H177L176 219H175ZM189 221L190 222H193V223H189ZM215 221V220H214ZM58 222V223H57ZM18 223V222H17ZM177 223H179V222H177ZM177 223H173L174 225L176 224V225H179L180 226V224H177ZM198 224V225H195V224ZM15 224V223H14ZM58 224H59V226H58ZM63 224V223H62ZM212 224H210V225H212ZM16 225V224H15ZM176 225H175V228H172L173 230L174 229H178L179 228V226H177L176 227ZM189 225H190V227H189ZM193 225V226H192ZM219 225V226H220ZM167 226V225H166ZM192 226V227H191ZM224 226H226V225H224ZM5 227H7V226H5ZM10 227V226H9ZM9 227H7V228H9ZM13 227V226H12ZM66 227V226H65ZM168 227V226H167ZM195 228H193L194 230H195ZM196 228V229H197ZM214 228V229H213ZM6 229V228H5ZM4 229V230H5ZM10 230H11V228H9ZM13 229V228H12ZM18 229V230H17ZM68 229H69V227H68ZM176 229V230H177ZM180 229V228H179ZM192 229V231H190L189 229H187V231L189 232L188 233V235H186V234H184V232H182V231H185V230H181V231H173L172 230V232H173V234H177L176 232H182L183 233V235H181V236H179L180 235V233H179V237H182V236H184V235H186V236H184L183 238H185V240L183 239V238H181L182 240H184V242L186 241V242H189V240H190V242L187 244L188 246L187 247H190V245L189 244H191V246H192V244H194L195 245V248H196V244L198 245V242H199V245L200 244H202L203 242L201 241H199L197 238H195L194 236H192L191 235V232H193L194 230ZM209 229H212L213 231H209ZM226 231L225 232V234H224V230ZM238 229V228H237ZM0 230H3V229H0ZM66 230H67V232H66ZM71 230V229H70ZM73 230H75V229H73ZM168 230V229H167ZM79 231V230H78ZM77 231V232H78ZM187 231L185 232V233H187ZM238 231V230H237ZM237 231H235V232H237ZM3 232V231H2ZM5 232H6V230H5ZM175 232V233H174ZM197 232H198V229H197ZM210 232V233H209ZM211 232L213 233L214 232V235H212L211 234ZM80 233H82L81 231H80ZM181 233V234H182ZM240 233H239V235H240ZM2 234V233H1ZM3 234H4V232H3ZM78 236H79V234H77ZM76 235V236H77ZM169 235V234H168ZM191 235V236H190ZM222 235V236H221ZM223 235H227L228 236V238L229 239H226V238H224V236ZM239 235H237V236H239ZM82 236V235H81ZM80 236V237H81ZM174 238H175V236L174 235H172ZM189 236V237H188ZM207 236V237H206ZM226 236V237H227ZM244 236H245V239H244ZM192 237H194V239L192 238ZM201 237V238H200ZM210 237H213V238H210ZM223 237V242H221L222 240L220 239V238H222ZM9 238V239H8ZM72 238V239H71ZM173 238V239H174ZM178 238V237H177ZM191 238H192V240H191ZM11 239V240H10ZM81 239H84V237L83 238H81ZM85 239H86V237H85ZM179 239V238H178ZM187 239H189L188 241H187ZM212 239V240H211ZM215 239H217V240H220L219 242L221 243V244H218V241H214ZM224 239H225V242L227 241V240H229V242H231V243H229V242H227V243H225L224 244ZM231 239V240H230ZM239 239V238H238ZM12 240H14V241H12ZM74 240V239H73ZM182 240L180 241V242H182ZM198 240V241H197ZM210 240L214 243H212V242H210ZM11 241V242H10ZM177 241V240H176ZM193 241H194V243H193ZM196 241V242H195ZM237 241V243H238V241H241L240 239L239 240H236ZM73 242H74V244L76 245H74L73 244ZM83 242H84V240H83ZM179 241H178V245L179 246H181L179 243H180ZM184 242H183V244H184ZM72 243V244H71ZM77 243H78V241H77ZM79 243H80V239H79ZM86 243H87V241H86ZM89 243V242H88ZM172 243H176L175 241H173ZM211 243L213 244V246L211 245ZM239 243H241V242H239ZM243 243V244H244ZM80 244H84L83 246H87L86 244H85V242L84 243H82V240H81V243ZM186 244V243H185ZM184 244V245H185ZM74 245V246H73ZM194 245L192 246V247H190L191 249L194 247ZM218 245V246H217ZM73 246V247H72ZM81 246V245H80ZM95 246V245H94ZM93 246V247H94ZM224 246H225V248H224ZM99 247V246H98ZM182 247H183V245H182ZM208 250V249H210L211 248V250H206L205 251V248ZM208 247H210V248H208ZM213 247V248H212ZM233 249H232V248ZM243 247H245V246H243ZM88 248H89V246H88ZM178 248H180V247H178ZM190 248L187 250V255H190V253H189V250H190ZM200 248V247H199ZM198 247H197V249H199ZM246 248V249H247ZM82 249V250H81ZM97 249V248H96ZM95 248L93 249L94 251H96L97 252V250H96ZM183 249V248H182ZM182 249L180 248V251L182 252ZM196 249V250H197ZM201 249V248H200ZM235 249L237 250V251H235ZM92 249L90 250L92 253L94 252ZM196 250H194L195 252H197ZM215 250V251H214ZM244 250V249H243ZM90 251H88L89 253H90ZM99 251V250H98ZM100 251H101V248H100ZM103 251V250H102ZM183 251H184V249H183ZM211 251H214V253L212 252L211 254H210V252ZM232 251V252H231ZM107 252V251H106ZM106 252H103L104 254H103V256L105 255V253ZM185 252H186V250H185ZM184 252V253H185ZM192 252V251H191ZM237 252H238V254H237ZM92 253H91V255L90 256H92ZM98 253V255H99V252H97ZM180 253V252H179ZM216 253V254H217ZM222 254V253H221ZM235 254H237L236 256H235ZM247 255V257H245V259H243L244 258V256H246ZM94 255H96V253L94 252V254H93V256ZM98 255H96L97 257H99ZM100 255H101V252H100ZM195 255V257H196V254H191L190 256L191 257H193V256ZM197 255H199V254H197ZM203 255H200L199 257H204ZM225 255H223V256H225ZM244 255V256H243ZM96 256H94L93 257V259H89V256H88V261L90 262L91 260L93 261L94 259H97L96 258ZM180 256V255H179ZM182 256V255H181ZM206 256V257H207ZM214 256H216V255H214ZM213 256V257H214ZM235 256V257H234ZM240 258H239V257ZM242 256V257H241ZM186 258H187V256H185ZM184 257V258H185ZM201 257V258H202ZM206 257L205 258H202V259H206ZM218 257L216 258L217 260H215L216 262L217 261H219L218 260ZM182 258V257H181ZM198 258V257H197ZM231 260H230V259ZM3 261H2V260ZM99 259V258H98ZM98 259H97V262H96V260H94L96 263H98ZM104 259H105V257H104ZM183 259V258H182ZM100 261H103L102 263H104V261H106V260H102V257H101V259H99ZM120 260H122V259H120ZM191 260V258H189V256H188V261H190ZM223 260V261H224ZM87 261V262H88ZM109 261V260H108ZM123 261V260H122ZM222 261V264L224 263ZM21 262V263H20ZM46 262V263H45ZM88 262V264H91V262L89 263ZM124 262V261H123ZM183 262H184V260H183ZM191 262V261H190ZM189 262V264H194L195 262H191L190 263ZM215 262V263H216ZM219 262V263H220ZM42 263V264H43ZM94 263V262H93ZM106 263V262H105ZM108 263V262H107ZM110 263V262H109ZM112 263V262H111ZM204 263H206V262H203L202 264H204ZM213 264L214 262H207V264ZM214 263V264H215ZM219 263H217V264H219ZM201 264V263H200Z\"/></svg>", "mask_w": 264, "mask_h": 264}]
</instances>
